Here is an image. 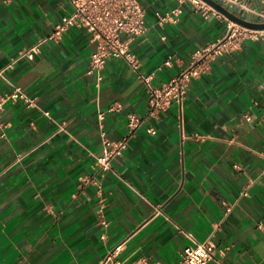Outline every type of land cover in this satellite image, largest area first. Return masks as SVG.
I'll list each match as a JSON object with an SVG mask.
<instances>
[{
	"label": "crops",
	"instance_id": "0c3cea01",
	"mask_svg": "<svg viewBox=\"0 0 264 264\" xmlns=\"http://www.w3.org/2000/svg\"><path fill=\"white\" fill-rule=\"evenodd\" d=\"M142 2L148 30L130 48L143 73L155 72L154 84L228 31L226 18L206 17L190 2ZM251 5L263 9L264 0ZM175 6L176 21L159 23L158 14ZM71 10L70 0H0V68ZM94 48L87 30L71 27L0 81V91L18 85L34 99L10 101L3 111L0 264H100L120 243L124 263L171 264L185 246L208 238L218 246L208 264H264V38L219 56L182 102L155 116L124 58L108 60L96 85ZM170 55L172 64L158 70ZM117 103L121 109L110 110ZM129 113L143 123L113 162L119 175H97L100 188L84 182L102 152L101 127L120 139Z\"/></svg>",
	"mask_w": 264,
	"mask_h": 264
},
{
	"label": "built area",
	"instance_id": "2783aa9c",
	"mask_svg": "<svg viewBox=\"0 0 264 264\" xmlns=\"http://www.w3.org/2000/svg\"><path fill=\"white\" fill-rule=\"evenodd\" d=\"M252 0H220L223 4L235 5L243 12L254 13L258 20L264 21V8L258 9L251 5ZM179 3L190 2L195 11L201 12L208 17L212 14L226 18L228 23L227 33L215 41L197 48L190 59L189 64L178 74L173 75L162 84H154L155 72L145 74L141 70V62L130 48V41L136 37L144 35L148 30L146 19V8L142 0H70L72 10L54 25L49 34L39 36L37 41L21 48L11 62L0 68V81L7 79V72L21 59L35 61L42 53L43 46L50 41H60L65 32L71 27H78L89 32L91 41L95 45L91 53L90 73H96V85L100 86L102 81V69L111 58H124L132 66L137 76L142 80L148 95L149 110L148 115L155 116L158 112L167 110L173 102H182L186 97L193 78L198 77L203 72L209 70L211 63L219 56L240 48L246 39L264 38V29L251 28L242 25L228 18L221 11L213 7L205 0H178ZM181 12L180 6L173 7L165 14H158L159 23L176 21V17ZM173 57L170 55L163 62L158 70L163 66H170ZM23 100L27 104H34V99L21 88L14 86L11 92L0 91V132L5 135L7 124L3 121V111L10 101ZM121 104L111 106L110 110L121 109ZM104 113L100 114V118ZM250 118V116H247ZM143 123V119L134 113L128 114V131L120 139L114 140L108 136V132L101 127V137L103 141L102 152L96 156L95 174L83 175L84 182H93L101 187L97 175L104 176L108 172L119 173L113 166L115 158L121 156L129 147L136 130ZM148 132L155 133L153 127L148 128ZM244 195L248 194L245 189ZM227 211H230L232 204L226 203ZM123 250V243L111 249L100 264H147L144 258L124 263L119 259V254ZM218 250L217 244L210 238L205 241H196L185 246L179 254L177 261L171 264H208L216 258ZM163 264V263H157Z\"/></svg>",
	"mask_w": 264,
	"mask_h": 264
},
{
	"label": "water",
	"instance_id": "95a60500",
	"mask_svg": "<svg viewBox=\"0 0 264 264\" xmlns=\"http://www.w3.org/2000/svg\"><path fill=\"white\" fill-rule=\"evenodd\" d=\"M205 1L210 3L213 7L221 11L228 18L234 20L235 22H238L242 25H245L251 28L264 29V21H255V20H250L245 17H242L241 15L230 10L227 6H225L222 2L218 0H205Z\"/></svg>",
	"mask_w": 264,
	"mask_h": 264
}]
</instances>
